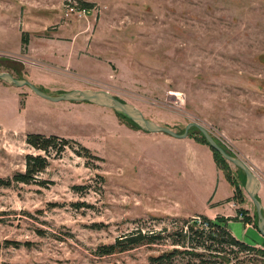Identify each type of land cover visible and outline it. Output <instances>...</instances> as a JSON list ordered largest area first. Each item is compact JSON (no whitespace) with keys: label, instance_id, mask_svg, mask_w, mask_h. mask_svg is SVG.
Instances as JSON below:
<instances>
[{"label":"rangeland","instance_id":"obj_1","mask_svg":"<svg viewBox=\"0 0 264 264\" xmlns=\"http://www.w3.org/2000/svg\"><path fill=\"white\" fill-rule=\"evenodd\" d=\"M81 2L92 8L84 11ZM24 33L34 43L25 51ZM45 40L57 46L42 53ZM69 44L78 57L70 65ZM44 69L41 77L48 79L40 87L29 76ZM0 72L52 96L108 91L177 134L190 122L200 124L257 175L264 208V0H0ZM31 133L69 144L59 155L51 150L40 184L0 187V264H225L183 249L171 260H153L186 227L207 231L208 221L219 217L232 236L239 228L264 240L244 173L216 162L195 127L175 140L146 133L110 109L53 103L0 81L1 179L23 172L26 155L42 154L26 144ZM173 143L208 148L223 179L228 174L240 193L226 180L233 195L220 202L209 196V212L201 204L196 209L198 195H168L169 177L180 172ZM138 231H162L166 241L100 254L99 247ZM249 238L235 239L254 252L224 246L232 264H264V245ZM197 242L191 236L190 246Z\"/></svg>","mask_w":264,"mask_h":264},{"label":"trees","instance_id":"obj_2","mask_svg":"<svg viewBox=\"0 0 264 264\" xmlns=\"http://www.w3.org/2000/svg\"><path fill=\"white\" fill-rule=\"evenodd\" d=\"M80 7L84 10H90L92 8V5L81 2ZM27 46L28 34L24 33L21 38L22 50H27ZM122 117L125 118L124 116ZM135 126L139 128L136 124ZM200 136L201 142L207 144L203 136ZM57 141V137L53 136L45 137L41 134L36 133L27 134L25 139L26 144L42 154L26 155L24 159V171L16 173L11 179L4 180L0 178V187H9L13 183L25 185L33 183L37 184L38 176L43 173L48 166V159L51 156V150H54L55 155H59L69 144V142L65 140H61L60 143H57ZM80 148L84 153L85 157L91 156L88 149L84 147ZM211 151L213 153V158L216 162H226L216 151H214L213 149H211ZM224 176L229 182V184L234 188L235 194H239L240 190L233 181V179L228 174ZM202 219L204 221H207L206 218ZM226 224L227 219L219 217L216 218L215 221H208L207 231L194 230L195 227H198L196 225L186 227V229L182 231L184 233L179 235L181 237L179 241L170 242L171 244L169 245L172 246V249L163 252L161 255L154 258L153 260H158L161 258H167L171 260L176 254L182 252L179 249H183L184 252H188V254L193 255L195 257H202L203 254L209 253V255H213L221 259L225 264H232L231 260L226 256L227 252L224 246L237 247L240 252H254L256 250L253 247L236 240L228 231ZM161 232L162 231H159L158 233L151 232L149 234H146L142 231H138L135 233H129L120 239H116L115 242L111 245H103L99 247L98 250L102 255H111L114 253L125 252L142 245L161 244L166 241L164 237H161ZM191 236H195L200 240V242H197V245H195V247L190 246ZM190 248L191 251H187ZM198 250H202L203 253H200Z\"/></svg>","mask_w":264,"mask_h":264},{"label":"crops","instance_id":"obj_3","mask_svg":"<svg viewBox=\"0 0 264 264\" xmlns=\"http://www.w3.org/2000/svg\"><path fill=\"white\" fill-rule=\"evenodd\" d=\"M52 38L56 40L57 38H59V34L55 33L54 35H52ZM45 42L49 44L44 43V46L43 45L38 46L39 49L45 48V50L42 53H47L48 49H51L56 44V42H53V40H45ZM33 44H34L33 42L31 41L29 42L28 40L27 48L29 47L32 49ZM64 46L66 45H60V47H64ZM67 46L68 48H65V50L67 51V54H65L66 55L65 62H67L70 65L73 60H78V57L76 52L75 51L73 52L74 45L69 44ZM84 58L88 59L90 57H84ZM45 71H46L45 69L43 71L41 70L33 71L30 73L29 79L33 81L32 78H34L33 83L39 85L40 87H43L45 81L48 79L41 77L47 75ZM34 72L37 73L39 77L32 76V73ZM79 90H82V88H79ZM52 92L55 93L56 91H52ZM28 99L29 98H26V101ZM177 140L183 141L185 139H177ZM170 148L172 151H174L175 154V156L172 155L171 159H173L177 167H179L180 172L175 173L174 177L173 176L171 178L169 177L168 181L169 183L171 182L173 186L170 185V187L167 188L168 195H198L196 196V209L198 204H201L205 208V211L208 212L211 211L209 208L206 207V200L209 198V196L212 195L211 197L213 198L214 202H220V200L222 199L224 200L225 198H228L229 196L233 195V189L230 188L226 180L223 179V175L216 169V165L213 161L212 155L209 152L208 148L197 143H184V144L173 143V145ZM261 192H262V183H260V189L258 191V195H260ZM195 212L204 216H209L210 214V213L206 214L205 212H199L198 210ZM234 230L237 232L238 236L237 237H235L234 235L233 236L235 238H238V240L242 241L243 236L248 235L250 237L249 239H253L260 245H264V240L260 241V239L256 238V235L253 232L249 230L240 231L239 228L238 231L236 229Z\"/></svg>","mask_w":264,"mask_h":264},{"label":"water","instance_id":"obj_4","mask_svg":"<svg viewBox=\"0 0 264 264\" xmlns=\"http://www.w3.org/2000/svg\"><path fill=\"white\" fill-rule=\"evenodd\" d=\"M0 81L16 87H28L38 97L48 100L53 103L72 102V103H89L98 107L110 109L117 114L136 124L140 130L146 133L165 134L175 139H185L188 130L195 127L203 136L211 149L216 151L225 161L231 163L236 168L240 169L245 175L244 190L252 201L257 214V229L264 237V208L261 202L257 199L260 189V180L253 170L237 156H232L226 152L212 137L210 132L200 124L190 122L186 125L182 134H177L171 129L159 126L151 120L146 119L143 114L133 105L125 103L114 97L108 91H91V90H73L59 95H47L40 91L30 82L24 79L14 78L10 73L0 72Z\"/></svg>","mask_w":264,"mask_h":264},{"label":"built area","instance_id":"obj_5","mask_svg":"<svg viewBox=\"0 0 264 264\" xmlns=\"http://www.w3.org/2000/svg\"><path fill=\"white\" fill-rule=\"evenodd\" d=\"M84 10V9H83ZM84 11H87V10H84Z\"/></svg>","mask_w":264,"mask_h":264}]
</instances>
